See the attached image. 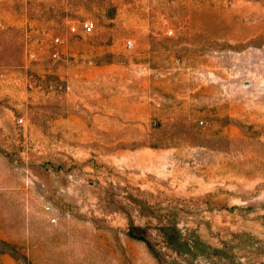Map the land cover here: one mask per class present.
<instances>
[{
	"label": "rangeland",
	"instance_id": "1",
	"mask_svg": "<svg viewBox=\"0 0 264 264\" xmlns=\"http://www.w3.org/2000/svg\"><path fill=\"white\" fill-rule=\"evenodd\" d=\"M0 264H264V0H0Z\"/></svg>",
	"mask_w": 264,
	"mask_h": 264
},
{
	"label": "built area",
	"instance_id": "2",
	"mask_svg": "<svg viewBox=\"0 0 264 264\" xmlns=\"http://www.w3.org/2000/svg\"><path fill=\"white\" fill-rule=\"evenodd\" d=\"M84 32H90L91 31V25L89 23H85L83 26Z\"/></svg>",
	"mask_w": 264,
	"mask_h": 264
}]
</instances>
